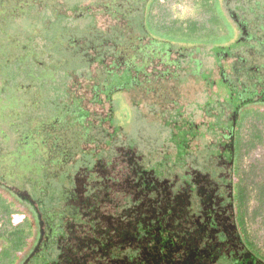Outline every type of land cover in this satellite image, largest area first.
<instances>
[{"label": "rangeland", "instance_id": "obj_1", "mask_svg": "<svg viewBox=\"0 0 264 264\" xmlns=\"http://www.w3.org/2000/svg\"><path fill=\"white\" fill-rule=\"evenodd\" d=\"M151 1L0 0V264H264V0Z\"/></svg>", "mask_w": 264, "mask_h": 264}, {"label": "trees", "instance_id": "obj_2", "mask_svg": "<svg viewBox=\"0 0 264 264\" xmlns=\"http://www.w3.org/2000/svg\"><path fill=\"white\" fill-rule=\"evenodd\" d=\"M155 2H157V1H154V0H152L151 2H150V6H151V4H153V3H155ZM150 9V8H149ZM147 14H148V17H147V20L149 19V21H150V23H153L152 22V20H151V18H150V15H149V12H147ZM243 25H244V27H245V23H246V20H243L242 22H241ZM154 25L155 24H159V23H153ZM169 25H171V24H169ZM165 26V25H164ZM168 26V25H167ZM243 27V26H242ZM241 27V29H240V31H243V28ZM175 29H176V31H179V27H176V25H175V27H174ZM181 28V27H180ZM193 29V31H192V33H197V32H199L202 28H199L198 26H196V25H191V26H188V27H186V28H181L180 30L181 31H187V29ZM185 31V32H186ZM176 43V42H175ZM239 145H241V149L243 148V144H242V140H241V136H240V140H239ZM262 187H264V182H263V184H262V186H261V188H260V190H259V198H260V200L262 201V202H264V188H262ZM263 189V192L261 191ZM261 191V192H260ZM235 195H236V198H237V205L239 206L238 207V210H239V212H240V214L243 216V219H244V214H243V205L245 204V203H247L248 202V199L250 198V191H249V189L246 187V186H240V185H238L237 186V188H236V192H235ZM13 204V203H12ZM235 212H236V210H235ZM33 223H34V221H33ZM245 237L247 238V240L251 243V244H253V245H255L246 235H245ZM0 238H1V240H0V250H1V247H3V245H4V235H3V233H1L0 232ZM6 239V238H5ZM8 240V242L10 241V242H13L12 240H9V239H7ZM20 237H18L17 238V243H19L20 242ZM13 243H15L16 244V242H13ZM9 247V246H8ZM5 249L6 250H3L4 252H6V253H10L9 251H8V249L9 248H7L6 246H5Z\"/></svg>", "mask_w": 264, "mask_h": 264}]
</instances>
